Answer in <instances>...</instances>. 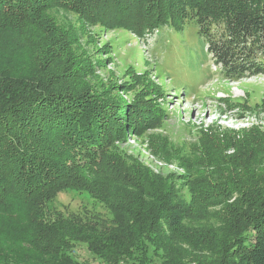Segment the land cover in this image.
Instances as JSON below:
<instances>
[{
    "label": "trees",
    "instance_id": "16d2710c",
    "mask_svg": "<svg viewBox=\"0 0 264 264\" xmlns=\"http://www.w3.org/2000/svg\"><path fill=\"white\" fill-rule=\"evenodd\" d=\"M107 1L0 0V34L30 28L37 15L58 8L86 19L105 9L142 15L150 8L169 11L170 21L173 15L175 22L196 25L222 76L264 73V0ZM66 75L20 76L0 69V216H20L25 223L19 237L0 230V240L9 235L16 247L0 250V264H81L73 257L77 244L104 264H264L262 170L248 176L241 207L227 212L223 228L201 225L202 211L193 214L174 203L159 184L124 182L108 147L125 136V125L135 129L122 123L123 116L139 110L91 100ZM67 190L106 204L113 225L98 230L94 223L50 214L47 204ZM239 219L245 227L236 225Z\"/></svg>",
    "mask_w": 264,
    "mask_h": 264
},
{
    "label": "rangeland",
    "instance_id": "374dc122",
    "mask_svg": "<svg viewBox=\"0 0 264 264\" xmlns=\"http://www.w3.org/2000/svg\"><path fill=\"white\" fill-rule=\"evenodd\" d=\"M166 13L105 9L86 19L53 9L33 18L30 28L0 34V69L20 76L58 71L91 100L137 108L122 114V123L135 129L125 125V136L108 147L124 182L159 184L174 203L202 211L201 225L223 228L227 212L241 207L248 176L264 172V73L222 76L197 26L175 22L173 15L170 21ZM47 211L98 230L113 225L108 206L85 191L59 192ZM19 217L0 216V230L19 237L25 224ZM0 244L1 251L16 248L9 235ZM74 252L81 264H104L84 244ZM200 257L215 259L211 253Z\"/></svg>",
    "mask_w": 264,
    "mask_h": 264
}]
</instances>
